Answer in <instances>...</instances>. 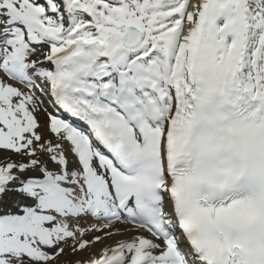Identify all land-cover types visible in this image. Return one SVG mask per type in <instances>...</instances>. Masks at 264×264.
<instances>
[{
    "label": "snow or ice",
    "instance_id": "snow-or-ice-1",
    "mask_svg": "<svg viewBox=\"0 0 264 264\" xmlns=\"http://www.w3.org/2000/svg\"><path fill=\"white\" fill-rule=\"evenodd\" d=\"M0 264H264V0H0Z\"/></svg>",
    "mask_w": 264,
    "mask_h": 264
}]
</instances>
